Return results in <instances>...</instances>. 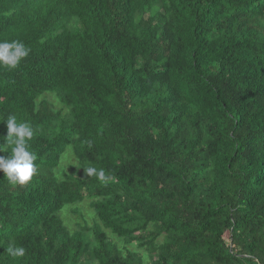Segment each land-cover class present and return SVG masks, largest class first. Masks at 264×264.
I'll return each mask as SVG.
<instances>
[{
    "label": "trees",
    "instance_id": "16d2710c",
    "mask_svg": "<svg viewBox=\"0 0 264 264\" xmlns=\"http://www.w3.org/2000/svg\"><path fill=\"white\" fill-rule=\"evenodd\" d=\"M12 41L37 171L0 170V264H264V0H0Z\"/></svg>",
    "mask_w": 264,
    "mask_h": 264
},
{
    "label": "clouds",
    "instance_id": "9594fccd",
    "mask_svg": "<svg viewBox=\"0 0 264 264\" xmlns=\"http://www.w3.org/2000/svg\"><path fill=\"white\" fill-rule=\"evenodd\" d=\"M30 49L22 42H2L0 43V66H6L10 69L16 68L22 58L29 55ZM7 135L4 143L0 144V151H8L11 155L8 158L0 156V170H3L8 181L12 185H25L28 183L37 168L34 164L36 156L29 151L28 141L34 135V130L27 122L18 123L15 116H9L6 121ZM7 145L5 147L4 145ZM87 176H95L98 180L105 182L106 176L103 169L95 167L84 168ZM6 251L13 258L23 257L25 255L24 247H16L12 242L9 243Z\"/></svg>",
    "mask_w": 264,
    "mask_h": 264
},
{
    "label": "rangeland",
    "instance_id": "374dc122",
    "mask_svg": "<svg viewBox=\"0 0 264 264\" xmlns=\"http://www.w3.org/2000/svg\"><path fill=\"white\" fill-rule=\"evenodd\" d=\"M49 97V96H48ZM57 107H59L60 105L58 103H56ZM74 161L73 155L70 152L65 153V156L63 158V162L61 167L59 168V175L62 176L64 173V170H68L69 165ZM83 207L85 208L83 213H84V217L86 219H88V223L91 225L93 223V218L94 216H92V210L91 208H89L87 206V203L83 204ZM63 219H66V224L69 226L70 229H76V224L78 222H82V218L80 217V215H75L73 213V208H71L68 212L65 213V215H63Z\"/></svg>",
    "mask_w": 264,
    "mask_h": 264
}]
</instances>
